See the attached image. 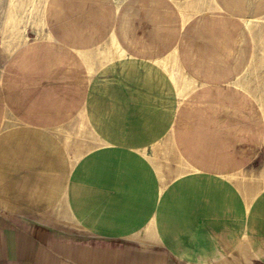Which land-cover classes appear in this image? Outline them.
<instances>
[{
    "label": "crops",
    "instance_id": "obj_1",
    "mask_svg": "<svg viewBox=\"0 0 264 264\" xmlns=\"http://www.w3.org/2000/svg\"><path fill=\"white\" fill-rule=\"evenodd\" d=\"M44 21L0 72V264H264V0Z\"/></svg>",
    "mask_w": 264,
    "mask_h": 264
},
{
    "label": "rangeland",
    "instance_id": "obj_2",
    "mask_svg": "<svg viewBox=\"0 0 264 264\" xmlns=\"http://www.w3.org/2000/svg\"><path fill=\"white\" fill-rule=\"evenodd\" d=\"M47 0H0V72L9 56L20 46L48 38L44 21ZM256 168L235 174V179L248 178L258 188H264V154Z\"/></svg>",
    "mask_w": 264,
    "mask_h": 264
},
{
    "label": "bare ground",
    "instance_id": "obj_3",
    "mask_svg": "<svg viewBox=\"0 0 264 264\" xmlns=\"http://www.w3.org/2000/svg\"><path fill=\"white\" fill-rule=\"evenodd\" d=\"M149 228V227H148ZM236 248V247H235Z\"/></svg>",
    "mask_w": 264,
    "mask_h": 264
}]
</instances>
